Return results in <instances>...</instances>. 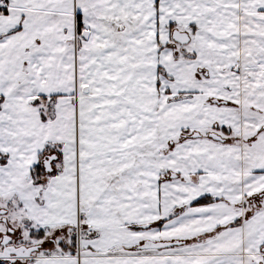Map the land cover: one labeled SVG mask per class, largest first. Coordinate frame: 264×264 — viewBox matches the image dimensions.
I'll list each match as a JSON object with an SVG mask.
<instances>
[{
  "label": "snow or ice",
  "instance_id": "snow-or-ice-1",
  "mask_svg": "<svg viewBox=\"0 0 264 264\" xmlns=\"http://www.w3.org/2000/svg\"><path fill=\"white\" fill-rule=\"evenodd\" d=\"M0 264H264V0H0Z\"/></svg>",
  "mask_w": 264,
  "mask_h": 264
}]
</instances>
